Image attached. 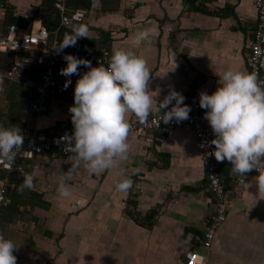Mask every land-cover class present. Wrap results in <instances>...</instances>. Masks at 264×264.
Segmentation results:
<instances>
[{"label":"crops","instance_id":"crops-1","mask_svg":"<svg viewBox=\"0 0 264 264\" xmlns=\"http://www.w3.org/2000/svg\"><path fill=\"white\" fill-rule=\"evenodd\" d=\"M1 1L4 15L10 6L16 16L33 18L32 31L44 26L39 18L43 0ZM101 1L102 10L88 11L66 28L73 32L86 24L89 37L79 39L90 47L99 42L112 53L131 50L146 60L149 89L157 100L149 116L168 108L170 104L160 108L159 103L172 89L185 97L212 93L220 86L218 73L229 67L249 72L257 20L251 0ZM62 67L58 75L65 85ZM79 68L46 116L34 115L30 103L6 109L0 125L20 132L26 126H72L75 85L89 67ZM127 119L139 120L132 112ZM128 142L127 159H118L109 169L93 173L82 161L66 181L72 188L69 197L60 196L58 186L72 160L57 154L36 160L30 170L32 188L20 191L23 181L11 178L4 195L10 202L0 204L6 210L0 233L14 240L17 264H183L184 252L204 251L197 238L214 200L194 130L184 126L145 138L129 132ZM222 172L229 192L227 215L209 262L264 264V191L259 192L256 175L247 172L243 177L229 167ZM124 178H131L132 187L120 191L116 184Z\"/></svg>","mask_w":264,"mask_h":264},{"label":"clouds","instance_id":"clouds-1","mask_svg":"<svg viewBox=\"0 0 264 264\" xmlns=\"http://www.w3.org/2000/svg\"><path fill=\"white\" fill-rule=\"evenodd\" d=\"M88 31L86 24L75 26L55 48L62 51L75 45L80 37L88 36ZM64 59L67 64L60 72L68 77L65 88L72 83V74L80 72L79 65L89 66L76 82L75 103L69 108L74 131L63 137L71 146L67 150L73 153V158L70 169L61 178L58 193L69 197L72 188L66 181L72 178L73 171L82 161L87 162L91 172L98 173L111 168L118 159H127L131 127L127 114L132 112L141 123H147L157 100L149 89L151 73L146 60L131 50L113 49L107 66H91L90 59L71 53H66ZM218 74L220 86L212 93L201 91L199 100L200 106L207 109L204 115L215 133L210 141L216 146L214 155L219 161L232 162V171L243 177L248 171L257 169L259 174L254 179L259 192L264 191V80L254 72L234 67ZM185 99L182 92L172 89L160 101L159 107L167 108L173 100L175 103L164 112L160 121L188 119L191 106L183 103ZM23 143L24 135L19 129L0 125V159L14 161L17 149L21 150ZM30 152L22 153L28 155ZM132 183L131 178H124L116 188L127 191ZM33 186V175L24 173L19 190ZM16 248L13 239L0 233V264H17Z\"/></svg>","mask_w":264,"mask_h":264},{"label":"built area","instance_id":"built-area-1","mask_svg":"<svg viewBox=\"0 0 264 264\" xmlns=\"http://www.w3.org/2000/svg\"><path fill=\"white\" fill-rule=\"evenodd\" d=\"M257 10L256 28L253 42L250 47L249 72L258 74L264 80V0H251ZM55 8L61 13L60 27H70L74 22L82 21L88 11L102 10L101 0H90V7L86 10H69L66 7V0H56ZM57 32H51L47 27L40 26L36 31L23 33L20 26H11L6 34L0 38V56L13 55L14 58L9 64L8 69L0 70V97L3 94L7 82H26L36 90V97L30 104V111L40 117L46 116L52 108V102L56 97L62 96L66 92L65 85L59 78V66L65 67L67 61L64 59L66 53L84 57L92 61L91 66L103 64L107 66L112 51L107 47L91 46L85 51L62 50L58 51L55 47L59 46ZM27 52L30 56L19 57V54ZM33 66L40 67V81L33 82L28 80L27 72ZM78 67H89L79 65ZM200 93H191L186 96L183 103L191 106L188 119L177 122L175 119L165 123L160 119L164 112L172 107V104L162 113L148 117L147 123L139 120L130 121L129 132L134 133L138 138H145L153 133H170L175 129L189 126L194 130L202 160L206 169L209 184V191L213 196L214 207L208 217L203 234L197 238V242L204 250L191 249L183 254V264H210L209 254L213 247V242L217 231L226 220L228 189L222 172L223 167L232 168V162L225 159L219 161L214 155L215 145L210 141L214 139L215 133L205 117L207 109L200 106ZM160 121V122H159ZM74 125L62 128H39L26 126L22 129L24 143L17 149V156L13 160L0 159V204H9L5 198V192L11 186V178L14 177L23 181L24 173H33L36 160L43 155H60L65 159L72 160L73 153L67 149L71 146L66 143L63 137L71 135ZM203 145V146H202ZM30 150V154L24 155L22 152ZM211 153V154H210ZM252 175H258L257 169L248 171ZM242 181V180H241ZM15 251V250H14Z\"/></svg>","mask_w":264,"mask_h":264},{"label":"trees","instance_id":"trees-1","mask_svg":"<svg viewBox=\"0 0 264 264\" xmlns=\"http://www.w3.org/2000/svg\"><path fill=\"white\" fill-rule=\"evenodd\" d=\"M56 0H43L41 10H39V18L42 20V23L45 27H47L51 32H55L57 29L59 32H57V39L58 43L60 44L66 37V34L72 33L71 30H69L66 27H60L61 23V13L59 10H57L54 6ZM66 4L68 7H71L72 10H77L79 8L88 9L90 7V0H66ZM6 13L4 17V27L7 33L8 28L11 26H20L23 29V33H31L32 31V24L34 22L33 18H25L22 16H16L14 14L13 9H11L10 6L5 7ZM37 30V29H36ZM35 30V31H36ZM107 42V40L105 41ZM99 43V42H98ZM96 44L97 47H106L105 45L102 46L101 43ZM103 43V41H102ZM89 43L85 41L84 39H78L75 45H69L68 47H65L63 50H75V51H85L89 49ZM31 54L24 52L19 54V57H25L30 56ZM3 56V55H2ZM13 55H4L3 61L0 65V70H6L9 67V64L13 60ZM28 74V80H31L33 82H39L40 81V67L33 66L32 70L27 72ZM26 82L18 83V82H7L5 90L1 97L6 94V92L9 94L11 101L10 109L14 110L15 108L21 109L25 106H28L36 97V90L34 87L25 85ZM22 84V85H21ZM29 91L27 93L26 91ZM35 92V94L33 93ZM62 97V96H60ZM57 98V97H56ZM55 98V100H56ZM64 98V97H63ZM67 100L68 98H64ZM10 118V122L12 123V119ZM5 209H0V223L6 222V213L4 211Z\"/></svg>","mask_w":264,"mask_h":264},{"label":"rangeland","instance_id":"rangeland-1","mask_svg":"<svg viewBox=\"0 0 264 264\" xmlns=\"http://www.w3.org/2000/svg\"><path fill=\"white\" fill-rule=\"evenodd\" d=\"M1 0H0V38L4 35V33L6 32L5 30V27L3 26L4 25V13L2 11V8H1ZM4 63L3 61V56H0V65ZM11 101L10 100V97H9V94L6 92L5 95H3L1 98H0V118L1 116H4V111L7 109L10 111V106H11ZM6 110V111H7ZM2 114V115H1Z\"/></svg>","mask_w":264,"mask_h":264},{"label":"bare ground","instance_id":"bare-ground-1","mask_svg":"<svg viewBox=\"0 0 264 264\" xmlns=\"http://www.w3.org/2000/svg\"><path fill=\"white\" fill-rule=\"evenodd\" d=\"M93 43V42H92Z\"/></svg>","mask_w":264,"mask_h":264}]
</instances>
